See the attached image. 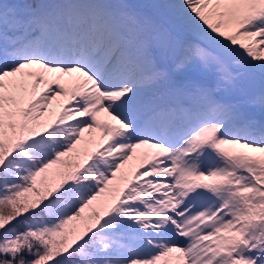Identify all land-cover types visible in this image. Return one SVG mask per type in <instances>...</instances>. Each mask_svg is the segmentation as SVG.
<instances>
[{
	"label": "snow or ice",
	"instance_id": "obj_1",
	"mask_svg": "<svg viewBox=\"0 0 264 264\" xmlns=\"http://www.w3.org/2000/svg\"><path fill=\"white\" fill-rule=\"evenodd\" d=\"M0 264H264V0H0Z\"/></svg>",
	"mask_w": 264,
	"mask_h": 264
}]
</instances>
